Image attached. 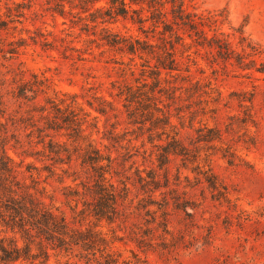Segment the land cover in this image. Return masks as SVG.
Listing matches in <instances>:
<instances>
[{
	"label": "rangeland",
	"instance_id": "obj_1",
	"mask_svg": "<svg viewBox=\"0 0 264 264\" xmlns=\"http://www.w3.org/2000/svg\"><path fill=\"white\" fill-rule=\"evenodd\" d=\"M111 5L0 0V120L18 176L72 226L100 232L120 261L264 264V0H185L194 27L174 18L170 2L164 22L146 1L132 3L143 22ZM163 37L178 66L157 82L151 67ZM123 38L147 40L154 52L132 53ZM31 85L36 93L19 95ZM72 94L77 115L89 113V139L112 157L107 175L121 193L113 222L82 212L94 194L84 183L97 178L82 163L85 144L66 124L49 127ZM163 112L172 125L156 118ZM79 252L52 251L47 264H87Z\"/></svg>",
	"mask_w": 264,
	"mask_h": 264
},
{
	"label": "trees",
	"instance_id": "obj_2",
	"mask_svg": "<svg viewBox=\"0 0 264 264\" xmlns=\"http://www.w3.org/2000/svg\"><path fill=\"white\" fill-rule=\"evenodd\" d=\"M86 4L93 5L96 0H83ZM141 0H111V13L117 15L121 14L127 16L130 11L138 13L139 9L132 7L133 2ZM148 2L150 7H153V12L158 14V19L163 20L167 15L165 5L167 2L171 3V11L174 13V18H180L184 23H188L194 27V19L191 18L192 14L186 11L185 0H142ZM90 8V7H89ZM143 9V8H142ZM134 18V17H132ZM137 20L143 22L144 18L141 13H138ZM165 24L168 23L165 21ZM106 28V27H104ZM107 30V29H106ZM172 30V29H171ZM118 39V38H117ZM164 44L161 46V51L157 52V62L151 67V73L154 74V79L160 82L162 69L172 70L178 66V60L175 55L174 42L167 40L163 37ZM112 43H118L116 39H111ZM125 47L132 53L137 52H154V44L151 42L142 41L140 38H133L127 40L122 39ZM169 42V46L167 45ZM219 53L228 57L231 54V49L223 43H219ZM12 51V50H9ZM238 61L243 62L242 56L237 55ZM264 64V63H263ZM149 66V64H147ZM258 70L264 71V65ZM145 83V82H144ZM45 84V80L39 81V88ZM147 84V81L145 85ZM34 85L22 86L19 95L27 97L28 92H35ZM151 86V91L155 90ZM43 89V87L41 88ZM161 90V89H160ZM76 94L70 95L71 101L67 103L68 112L61 115H55L54 125L50 124L49 127H61V123L66 124L72 131L69 133L73 137L77 145L85 144L82 149L83 164L90 165L97 172V178L93 184H85L88 188L92 189L93 186V200L88 202V207L84 208L82 212L90 211L99 218H105L110 222L115 221L117 218V204L121 197V193L108 177V173L112 163V157L105 155L101 149L96 146L89 134L86 132L84 123L89 115L88 112L84 113V117L78 116L76 112L77 101ZM132 97L131 89L128 90V97ZM34 98V96H31ZM148 99H155V94L147 93ZM103 101L112 107V102ZM54 102V100H52ZM2 103V101H1ZM92 104V103H90ZM55 108L60 111L58 103L53 104ZM155 110H162L157 102H155ZM100 112H106L105 105L95 107ZM41 107V110H44ZM163 117L157 116L156 118L167 125H172L170 116L163 112ZM10 141V134L7 124L0 120V264H47L50 259L52 251L58 252H71L74 249H80L81 256L87 257L86 263L94 261L97 264H141L137 260H119L109 248L106 239L92 228L82 229L72 226L65 218L64 215L55 212L52 208L47 206L45 202L37 194V189L34 185L28 184L24 179L18 176L12 157L8 153L7 145ZM172 144L174 151L183 153L186 148L183 146L178 147L177 139H173ZM51 145V152L60 154L61 144L56 147L57 142L52 138L49 141ZM172 146V145H171ZM63 150H67L64 148ZM169 150V149H168ZM167 152V150L165 149ZM71 153L68 155L69 161L71 160ZM61 157V156H60ZM108 160L109 163L104 164L103 160ZM53 170V169H51ZM34 189V190H33ZM143 236V235H142ZM140 245L148 243L147 237L139 239L133 237ZM145 242V243H144ZM58 264H61L58 262ZM65 264H69L66 262Z\"/></svg>",
	"mask_w": 264,
	"mask_h": 264
}]
</instances>
